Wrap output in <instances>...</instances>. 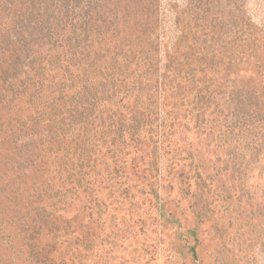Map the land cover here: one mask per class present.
Here are the masks:
<instances>
[{
  "label": "rangeland",
  "instance_id": "obj_1",
  "mask_svg": "<svg viewBox=\"0 0 264 264\" xmlns=\"http://www.w3.org/2000/svg\"><path fill=\"white\" fill-rule=\"evenodd\" d=\"M97 1L113 22L80 62L102 100L56 102L63 137L43 114L57 68L0 103V264H264V0L78 9ZM0 4V51L8 35L24 62L61 51L65 0Z\"/></svg>",
  "mask_w": 264,
  "mask_h": 264
},
{
  "label": "trees",
  "instance_id": "obj_2",
  "mask_svg": "<svg viewBox=\"0 0 264 264\" xmlns=\"http://www.w3.org/2000/svg\"><path fill=\"white\" fill-rule=\"evenodd\" d=\"M78 1L79 0H67L66 2L65 0V7L62 8L64 10V16L72 13L71 17H69L71 18V22L69 23V34L65 33L62 36H60V34L59 36H55L52 32L50 36L48 34L49 29H46L47 37H52L54 35L56 39H59L58 46L59 48H61L60 52L58 51L55 54L50 53L52 51L51 47L47 49L45 56L37 57V59L31 58L29 62H24L27 58L28 53L25 49V55H22L21 50L26 46L27 43L25 41H20L19 35H17L16 37L18 31L14 29V22H12L10 26L5 28L4 34H8L13 25L12 36L13 38L16 37V40L12 41L11 36L8 35L7 40L9 41V43L3 45L6 47L4 48L5 51H0V71L2 72V75L0 76V78L2 79L0 81V103L5 104L2 106L3 108L8 107V105L13 102L14 97H11L9 101H6L7 96L10 97L12 96V94L18 95L20 97H25L26 101H33L31 97L36 96V94L40 93L43 90L42 85L44 84L46 75L51 71L52 68H57L58 83L54 84V88L49 96V101L53 102L48 105V111H45L43 114L46 115V118L49 119V122H51V124L48 125L49 130H52L53 128L54 132L58 131L57 136L62 137L68 131V128L64 126H58L59 123L64 124L65 117H63V112L60 111L58 103L56 102L101 101L102 98L97 97H104L102 92L105 85L102 84L101 91H99L98 88L93 85L92 78H94V76L96 75H94L92 70L86 72V70H84L85 68H81L80 58L83 59L89 56L88 48L91 47V42L93 41L94 37H98V35L103 33L104 28L106 29L112 24L113 21L111 20L112 17L110 13H114L112 9H116V6L114 8H107L106 5L101 4L97 1V3H95L93 6H90L86 3L82 7V9L79 10ZM1 6L2 4H0V10ZM73 12H78V14L75 15L73 14ZM73 20L76 21L73 23ZM40 23L46 25V20L41 19ZM52 43L57 44L58 40L52 39ZM1 44L2 41L0 42V49L2 47ZM10 44H12L13 48L8 47V45ZM107 51L108 49L104 52L106 53ZM84 52L87 53L84 54ZM102 57H105V54H98L97 57H94L92 60L88 61L87 65L93 70H97L100 73V71H102V65L107 62L101 60ZM131 59H133V57H131ZM114 65H116V61H112V66ZM82 69L83 71H81ZM19 71L22 77L18 82L14 83L12 79L15 78V75ZM40 71H43V74ZM8 72L12 73V76L9 79H7L5 75ZM15 86L16 88H14ZM38 86L40 89H37ZM71 89L76 90V92L72 91L71 94H68V91H71ZM38 99L39 98L34 101H37ZM204 100L205 99L202 98V101ZM82 110L84 112V108ZM40 113L41 111L37 114ZM85 114L91 115L92 111H88ZM40 116L41 115H38V117L36 118L38 119L36 123L40 122ZM19 120L20 119L18 118L15 120L16 125L19 124L20 126L24 127V123L20 122ZM53 120L55 121L52 123ZM85 122L89 123L87 120ZM36 123L32 124V126H30L31 128H27L29 129L28 132H33V130L36 129ZM81 123H84L83 120L81 121ZM74 124H77V122L75 121ZM88 125L85 124L84 131L88 129ZM11 126L12 131H15L13 129V126H15V124H11Z\"/></svg>",
  "mask_w": 264,
  "mask_h": 264
}]
</instances>
